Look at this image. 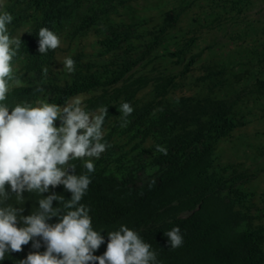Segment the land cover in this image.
Returning a JSON list of instances; mask_svg holds the SVG:
<instances>
[{"label":"trees","instance_id":"1","mask_svg":"<svg viewBox=\"0 0 264 264\" xmlns=\"http://www.w3.org/2000/svg\"><path fill=\"white\" fill-rule=\"evenodd\" d=\"M94 1L95 6L92 0H5L0 2V12L12 14L9 34L21 35L23 41L12 62L23 87L9 92L5 103L10 108L39 101L63 105L83 93L91 94L85 101L89 110L108 107L103 130L110 147L94 161L96 171L82 200L91 207L94 229L105 237L95 255L106 250L108 231L125 224L152 245L161 264H264V222L256 213L251 192L243 187L252 174L241 163H217L220 140L243 125L240 106L250 91L246 95L238 81L255 61L264 64V39L257 40L251 53L235 59L244 71L232 73L228 67L231 61L226 64L211 58L202 63V73L191 85L195 92L172 96L171 91L185 86L182 81L193 70L199 52L189 55L179 73L134 71L158 58L173 55L184 59L186 48L198 35L159 54L157 50L179 21V12L167 10L158 25L142 32L136 24L109 20L115 2L126 4L130 0H112V6L106 0ZM247 1L213 2L212 17L205 22L200 18V26L215 27L225 11H242ZM74 19V35H85L92 29L99 32L97 56L104 60L84 59L76 53L75 71L62 78L58 70L53 71L58 48L40 54L38 31L47 27L59 34ZM253 81L256 92L263 94L264 78L255 76ZM37 85L44 93L34 92ZM122 102H129L134 109L126 127L120 126L117 110ZM156 145L167 147L168 154L157 152ZM72 163L77 174L85 171L82 161ZM7 190L11 192L10 187ZM52 192L65 200L71 198L63 185L43 195ZM23 195V205L14 199L8 203L23 207L22 214L27 216L39 207L40 197L28 192ZM53 206L58 207L59 202L53 201ZM57 221L53 217L49 223ZM176 225L184 235V244L171 249L164 232ZM33 251L43 252L45 247L33 249L30 242L20 252L6 253L0 264H18Z\"/></svg>","mask_w":264,"mask_h":264},{"label":"clouds","instance_id":"2","mask_svg":"<svg viewBox=\"0 0 264 264\" xmlns=\"http://www.w3.org/2000/svg\"><path fill=\"white\" fill-rule=\"evenodd\" d=\"M13 19L11 13L0 12V261L6 253L20 252L31 242L33 249L43 246L45 251L30 252L18 264H161L152 245L125 224L108 231L106 250L95 255L105 237L101 230L94 229L91 207L82 200L96 171L94 161L110 147L103 130L108 107L89 110L76 96L63 105L39 101L10 108L5 103L9 92L13 87H23L12 63L23 44L21 35L9 34L7 26ZM38 37L40 54L60 47V37L47 27L39 29ZM63 66L69 73L75 71L71 57L64 58ZM43 71L46 76L47 68ZM44 91L40 85L34 89L37 93ZM117 110L120 126L126 127L134 111L132 105L122 102ZM155 150L168 154L162 145H156ZM76 160L83 162L84 172L76 173L72 163ZM60 185L71 193L70 199L55 192L43 195ZM24 192L40 197L39 207L27 216L22 214L23 207L8 203L14 199L23 205ZM53 201L59 206L54 207ZM53 217L58 221L49 223ZM164 235L171 249L183 246L184 235L178 225Z\"/></svg>","mask_w":264,"mask_h":264},{"label":"rangeland","instance_id":"3","mask_svg":"<svg viewBox=\"0 0 264 264\" xmlns=\"http://www.w3.org/2000/svg\"><path fill=\"white\" fill-rule=\"evenodd\" d=\"M4 1L0 0V2ZM106 1L109 6H112V0ZM215 1L218 0H130L126 4L115 2V9H111L109 20L112 23L136 24L142 32L150 31L158 25L167 10L174 9L179 12L180 18L177 25L170 30L156 53L175 50L173 48L182 46L185 38L193 34L198 35L196 41L186 48L184 59L179 60L173 55L158 58L157 61L147 65H138L134 73L157 71L179 73L189 55L199 52L200 55L194 63L193 70L182 81L185 86L170 92L172 96H178L196 91L191 85L195 77L202 73V63L211 58L226 64L231 61L228 67L232 73L244 71L245 67L236 63L235 59L239 55L251 53L258 44L257 40L264 39V0H248L242 11L229 8L223 13L222 21L215 27H201L200 18L201 22H205V19L212 17L210 4ZM91 3L95 6L94 0ZM74 26L75 19L65 31L57 34L61 44L58 47L53 71L58 70L62 78L68 73L63 66L65 57L73 59L76 53H80L84 55V59L98 62L104 60L97 56L99 32L92 29L86 35L76 36ZM248 68L250 71L245 72L238 81V86H243L246 89L245 92L250 91L249 97H246L245 102L240 106V112L244 113L242 118L244 122L233 130L231 135L220 140L217 148V163H241L244 170L252 174L243 183V187L251 192L252 200L258 207L256 213L261 214L264 222V93L256 92L253 81L255 76L264 78V64L258 65L255 61ZM231 79L235 80L232 77ZM247 92L246 95H248ZM76 96L85 103L90 93Z\"/></svg>","mask_w":264,"mask_h":264},{"label":"water","instance_id":"4","mask_svg":"<svg viewBox=\"0 0 264 264\" xmlns=\"http://www.w3.org/2000/svg\"><path fill=\"white\" fill-rule=\"evenodd\" d=\"M199 206H200V205H198V207H199ZM198 207H197V208H198Z\"/></svg>","mask_w":264,"mask_h":264}]
</instances>
